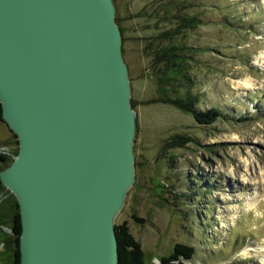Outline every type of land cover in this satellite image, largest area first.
Wrapping results in <instances>:
<instances>
[{
	"label": "rangeland",
	"instance_id": "374dc122",
	"mask_svg": "<svg viewBox=\"0 0 264 264\" xmlns=\"http://www.w3.org/2000/svg\"><path fill=\"white\" fill-rule=\"evenodd\" d=\"M135 111L134 181L114 222L127 220L146 264L176 242L191 244V264H264V0H113ZM195 23L171 40L184 49V71L198 108L223 107L201 125L162 100L161 33L183 17ZM160 67V68H159ZM245 120H237L239 116ZM18 153L0 120V170ZM14 194L0 183V264H10ZM132 215L144 218L135 221Z\"/></svg>",
	"mask_w": 264,
	"mask_h": 264
},
{
	"label": "water",
	"instance_id": "95a60500",
	"mask_svg": "<svg viewBox=\"0 0 264 264\" xmlns=\"http://www.w3.org/2000/svg\"><path fill=\"white\" fill-rule=\"evenodd\" d=\"M113 5L0 0V115L18 143L0 182L20 264H117L136 113Z\"/></svg>",
	"mask_w": 264,
	"mask_h": 264
},
{
	"label": "trees",
	"instance_id": "16d2710c",
	"mask_svg": "<svg viewBox=\"0 0 264 264\" xmlns=\"http://www.w3.org/2000/svg\"><path fill=\"white\" fill-rule=\"evenodd\" d=\"M116 19V18H115ZM193 17H183L174 29H167L161 35L162 41H167V45L163 46L159 53H156L154 65L161 64L158 76V89L160 91L171 87L175 97L165 96L162 100L171 103L185 113L190 114L197 123L208 125L216 122L220 117L224 116L223 107L208 106L207 108H198L196 103L199 100V94L191 91L189 88L183 94L179 87L191 86L192 79L184 71V49L177 43L172 42V38L176 36L181 29L192 27L195 23ZM117 21V19H116ZM121 29V28H120ZM160 68V67H159ZM1 110V105H0ZM244 116H239L237 120H245ZM1 120V115H0ZM14 134V133H13ZM15 137V135H14ZM0 159L4 160L3 155ZM1 183V182H0ZM18 207V203H17ZM19 211L15 212L11 220V235L13 237V248L9 252L10 264H20L19 236L21 233V222ZM135 221L142 223L144 218L132 215ZM127 220L115 223V234L117 241L118 259L117 264H146L144 259V251L141 243L135 238L130 231ZM195 256V247L191 244L176 242L170 254L159 258L156 264H190Z\"/></svg>",
	"mask_w": 264,
	"mask_h": 264
}]
</instances>
